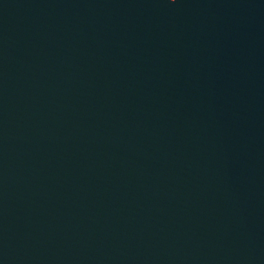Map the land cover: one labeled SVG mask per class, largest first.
<instances>
[{"label": "water", "instance_id": "95a60500", "mask_svg": "<svg viewBox=\"0 0 264 264\" xmlns=\"http://www.w3.org/2000/svg\"><path fill=\"white\" fill-rule=\"evenodd\" d=\"M0 264H264V0H0Z\"/></svg>", "mask_w": 264, "mask_h": 264}]
</instances>
